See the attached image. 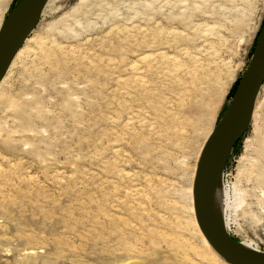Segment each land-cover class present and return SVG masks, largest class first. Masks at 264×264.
<instances>
[{
    "label": "rangeland",
    "instance_id": "374dc122",
    "mask_svg": "<svg viewBox=\"0 0 264 264\" xmlns=\"http://www.w3.org/2000/svg\"><path fill=\"white\" fill-rule=\"evenodd\" d=\"M263 23L264 0H50L0 87V264H230L195 178ZM236 145L225 218L264 256V84Z\"/></svg>",
    "mask_w": 264,
    "mask_h": 264
},
{
    "label": "water",
    "instance_id": "95a60500",
    "mask_svg": "<svg viewBox=\"0 0 264 264\" xmlns=\"http://www.w3.org/2000/svg\"><path fill=\"white\" fill-rule=\"evenodd\" d=\"M49 0H23L10 7V17L0 33V83L25 40L41 20ZM15 26H19L13 32ZM264 84V25L254 55L242 77L224 117L209 137L196 173L194 209L199 228L207 242L230 264H264V256L241 252L215 223L211 213L214 187L223 175L232 150L250 126L257 96Z\"/></svg>",
    "mask_w": 264,
    "mask_h": 264
},
{
    "label": "bare ground",
    "instance_id": "6f19581e",
    "mask_svg": "<svg viewBox=\"0 0 264 264\" xmlns=\"http://www.w3.org/2000/svg\"><path fill=\"white\" fill-rule=\"evenodd\" d=\"M23 1V0H22ZM50 1V0H49ZM20 4V3H19ZM16 7H18L17 5V1H16ZM44 11V10H43ZM19 26H15L13 29V32H16L17 28ZM35 30V29H34ZM31 35V34H30ZM29 35V36H30ZM28 39V38H27ZM26 39V40H27ZM25 40V41H26ZM25 43V42H24ZM24 45V44H23ZM23 47V46H22ZM22 48L19 50V52L17 53L15 59L13 60L12 63H14L22 54ZM13 65V64H11ZM11 67V66H10ZM9 70V69H8ZM8 72V71H7ZM7 74V73H6ZM5 78L3 79V81L0 83V87L3 84ZM228 110V109H227ZM225 115V114H224ZM224 117V116H223ZM222 117V118H223ZM229 163V162H228ZM227 168V166H226ZM225 168V170H226ZM225 172V171H224ZM223 177H224V173L221 176V178L218 180V182L216 183L213 193H212V198H211V213H212V217L213 220L215 221V223L217 224V226L232 240H234L231 235H230V224L229 222L226 220L225 218V205H227L228 202V192L226 190V187L224 185L223 182ZM194 197V196H193ZM195 212V210H194ZM196 216V215H195ZM197 220V219H196ZM198 224V223H197ZM199 226V225H198ZM200 229V228H199ZM201 231V230H200ZM202 233V232H201ZM204 236V235H203ZM235 241V240H234ZM207 242V240H206ZM235 244L237 246V248L243 252L246 255L249 256H256V253H252L250 251V247L244 244H240L237 243L235 241ZM213 248V247H212ZM214 249V248H213ZM215 250V249H214ZM249 251V252H248ZM217 252V251H216Z\"/></svg>",
    "mask_w": 264,
    "mask_h": 264
},
{
    "label": "trees",
    "instance_id": "16d2710c",
    "mask_svg": "<svg viewBox=\"0 0 264 264\" xmlns=\"http://www.w3.org/2000/svg\"><path fill=\"white\" fill-rule=\"evenodd\" d=\"M16 1H18V0H16ZM22 2V0H20L17 4H19V3H21ZM263 25H264V23H263ZM263 29V28H262ZM258 38H259V36L257 37V40H256V43H255V47H254V51H253V53H252V56H253V54H254V52H255V49H256V45H257V41H258ZM244 76V75H243ZM241 79H242V77L238 80V82L234 85V87H233V89H232V92H231V99H233V97H234V95H235V93H236V90H237V88H238V86H239V83H240V81H241ZM227 112V108L225 107L224 108V110H223V112H222V115L224 116V114ZM241 138H243V136L241 137ZM241 138L238 140V142L241 140ZM237 142V143H238ZM236 143V144H237ZM235 144V145H236ZM237 146V145H236ZM235 147V146H234ZM232 155V154H231Z\"/></svg>",
    "mask_w": 264,
    "mask_h": 264
}]
</instances>
